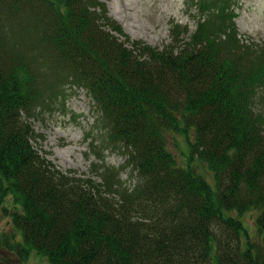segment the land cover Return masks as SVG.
<instances>
[{
	"label": "trees",
	"instance_id": "1",
	"mask_svg": "<svg viewBox=\"0 0 264 264\" xmlns=\"http://www.w3.org/2000/svg\"><path fill=\"white\" fill-rule=\"evenodd\" d=\"M192 1L195 29L171 21L158 49L130 40L94 0H0V216L9 224L0 264L31 251L49 264H264L243 220L256 210L264 234V113L254 103L264 41L236 36L233 0ZM66 85L89 93L103 134L95 140L122 149L131 186L108 168L98 183L63 172L40 153L29 119ZM170 132L188 145L184 165Z\"/></svg>",
	"mask_w": 264,
	"mask_h": 264
},
{
	"label": "rangeland",
	"instance_id": "2",
	"mask_svg": "<svg viewBox=\"0 0 264 264\" xmlns=\"http://www.w3.org/2000/svg\"><path fill=\"white\" fill-rule=\"evenodd\" d=\"M94 1L97 3L95 10L100 12L103 6L106 15L118 21L130 40H140L159 49L170 42L173 26L171 19L187 24L190 31L195 29V19L191 16L198 14V11L192 5V0ZM229 7L234 14L232 20L237 27L236 36L245 43L253 41L261 44L264 41V0H233ZM203 15L206 19L210 18L209 14ZM106 28L112 35L125 42V38L117 31L107 26ZM126 44L129 45L130 41ZM260 89L254 103L264 113V88ZM63 90L64 92L60 93L62 96L59 94L60 97L55 98L51 108L36 107L29 119L34 132L39 135L37 147L40 153L63 172L83 178L90 177L98 183L101 182L104 169L108 168L105 171L118 173L120 181L126 186H131L133 178L130 169L125 166L126 156L122 149L106 146L105 143L95 140L100 139L103 134L97 128L96 112L89 93L81 87L70 85L64 86ZM166 139L178 163L184 165L189 149L183 135L170 132ZM192 167L196 172L205 175L210 184L213 183L211 174L202 164L194 161ZM256 216V210L246 212L243 216L244 225L248 238H251L254 246L259 247L260 252L264 254V234L260 233L258 236L255 227ZM0 228H9L7 217L0 216ZM16 238H20L19 233H16ZM18 264L49 263L44 256L31 251L28 258Z\"/></svg>",
	"mask_w": 264,
	"mask_h": 264
}]
</instances>
